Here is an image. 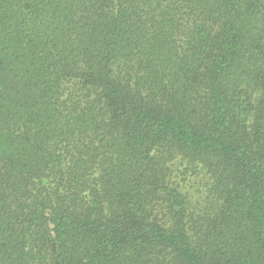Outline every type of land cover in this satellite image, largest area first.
Segmentation results:
<instances>
[{"label":"trees","instance_id":"16d2710c","mask_svg":"<svg viewBox=\"0 0 264 264\" xmlns=\"http://www.w3.org/2000/svg\"><path fill=\"white\" fill-rule=\"evenodd\" d=\"M0 264H264V0H0Z\"/></svg>","mask_w":264,"mask_h":264}]
</instances>
